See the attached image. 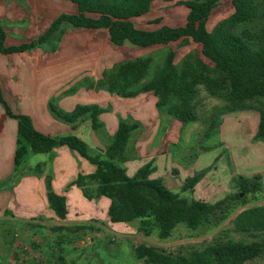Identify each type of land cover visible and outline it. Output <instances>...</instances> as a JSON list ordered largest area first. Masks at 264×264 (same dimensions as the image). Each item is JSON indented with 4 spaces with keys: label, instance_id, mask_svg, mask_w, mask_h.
Instances as JSON below:
<instances>
[{
    "label": "rangeland",
    "instance_id": "obj_1",
    "mask_svg": "<svg viewBox=\"0 0 264 264\" xmlns=\"http://www.w3.org/2000/svg\"><path fill=\"white\" fill-rule=\"evenodd\" d=\"M255 3V15L239 24L235 32L258 31L264 26V0H255ZM235 11L233 0H220L212 10L208 29L214 30ZM187 14L188 8L184 4L158 0L150 12L134 22L137 27L150 30L162 25L176 27L186 23ZM160 17L162 20L156 22ZM63 28L66 40L63 44L72 40L80 45V52L76 54L78 75L91 70L97 74L105 70L110 72L116 61L143 56L150 60V73L145 79L148 81L161 70L167 53L174 49L178 69L186 61L198 63L200 60L205 65H199L201 72L214 78L217 76L211 70V61L203 57L198 43L177 41L169 45L139 47L126 42L124 46H115L106 29L77 31L70 24ZM79 79L75 89L90 85V80ZM102 81L103 78L93 81L98 82V90L106 87ZM146 94L156 97L157 104L158 97L154 93ZM194 105L197 119L188 124H182L159 108L158 127L151 126V122L147 125L137 123L136 119L128 117L127 121L138 126L132 132L121 165L133 177L142 166L152 163V178H163L173 192L189 201L202 200L214 205V213L200 226L193 229L181 224L169 236L162 237L156 230L151 233L139 230V221L112 222L108 214L111 199L105 197L101 204L97 184L92 183L86 191L82 190L89 202L80 208L72 207L74 202L70 203L66 219L43 214V206L31 220L0 219V264H147L137 256V247L147 246L164 254L189 257L213 244L228 241L262 242L261 254L244 264H264V235L242 232L235 221L243 209L264 203V140L257 137L264 98L233 101L212 92L205 83H199ZM94 136L90 137L95 140L97 136ZM111 141L112 138L102 151ZM49 158L47 154H32L27 158L25 168L35 167L37 161ZM15 175L12 172L11 177ZM239 175L248 179L261 176L262 199L252 201V194L241 190ZM194 176H199L198 181L193 188H186L188 180ZM10 185L6 183L5 186ZM236 194L241 198L235 199ZM9 212L12 214L11 210Z\"/></svg>",
    "mask_w": 264,
    "mask_h": 264
},
{
    "label": "trees",
    "instance_id": "obj_2",
    "mask_svg": "<svg viewBox=\"0 0 264 264\" xmlns=\"http://www.w3.org/2000/svg\"><path fill=\"white\" fill-rule=\"evenodd\" d=\"M69 1L76 4V13L58 15L39 37L18 45L6 44L7 33L0 21V52H25L43 45L53 49L65 32V24L76 28H106L113 44L117 46H123L126 42L139 47L169 45L177 41L194 42L201 45L203 57L213 64L211 70L216 73L215 78L200 71L199 65L205 66L200 60L198 63L186 61L178 69L175 63L176 51L171 49L161 70L150 80L145 81L150 73V60L148 57L139 56L115 64V69L110 72L105 70L102 84L111 93L122 97L152 92L158 97L157 107L182 124L197 119L194 99L199 83H205L212 92L233 101L264 98V26L258 31H234L239 24L255 15V0H233L236 5L234 15L212 31L208 29V20L220 0H162L184 4L188 8L186 23L176 27L162 25L152 30L139 28L134 21L150 12L153 3L158 0ZM161 20L160 17L155 21ZM0 103L6 113L18 121L17 149L14 156L17 175L8 182L11 185L23 174L42 176L45 173L47 160L37 161L35 167L25 168L24 164L30 155L51 156L55 148L65 145L95 165L93 173L79 174L72 185L86 191L89 184H97V197L111 199L108 214L112 222L139 221V230L147 233L156 230L160 236L167 237L178 225L183 224L194 229L214 213V205L202 200L189 201L173 192L163 178H152V163L142 166L133 177L127 174L121 163L126 158L128 142L138 126L136 123L121 120L106 149L91 153L86 141L76 135L53 136L38 130L28 114L13 111L1 86ZM49 109L55 118L71 124L74 128L85 117H90L94 129L101 127L98 117L104 111L98 104H80L66 112L53 100L49 102ZM257 137L264 140V112L260 114ZM238 177L239 187L252 194V201L262 199L261 176L256 175L252 179L242 175ZM198 178L199 176L190 178L186 188H193ZM45 180L49 207L60 219H66L69 214L66 196L54 190L50 174L46 175ZM6 183L0 184V187ZM240 198V194L235 195V199ZM6 213H10L9 210ZM235 221L242 232H258L264 235V203L243 209ZM262 247V242L228 241L213 244L203 252L189 257L164 254L147 246L137 247L136 252L139 259L147 264H244L260 255Z\"/></svg>",
    "mask_w": 264,
    "mask_h": 264
},
{
    "label": "crops",
    "instance_id": "obj_3",
    "mask_svg": "<svg viewBox=\"0 0 264 264\" xmlns=\"http://www.w3.org/2000/svg\"><path fill=\"white\" fill-rule=\"evenodd\" d=\"M77 11L76 4L69 0H0V21L7 33L6 44L31 41L45 32L58 15ZM71 28L77 31L88 29ZM106 30L111 40L110 32ZM63 36L53 49L43 45L25 52H0V86L13 111L28 114L35 127L46 134L80 137L91 152H102L104 145L113 139L120 121L128 117H133L137 123L147 125L151 122V126L158 127L156 97L146 93L122 97L111 93L107 87L98 90V82L93 81L102 79L103 71L97 74L91 70L78 75L76 54L80 52L79 42L68 40V44H63L66 41ZM80 77L90 80V85L75 89ZM50 100L66 112L80 104H98L104 109L98 117L101 127L94 129L90 117H85L75 128L58 120L50 112ZM92 135L97 136L95 140L90 137ZM17 140L18 121L9 116L0 103V184H5L15 172ZM45 168L47 171L42 176L25 174L7 188L0 187V219L31 220L42 206L43 214L56 215L48 203L45 180L48 174H51L54 190L66 196L68 208L72 202V207L86 206L89 199L83 194V188L72 183L79 174L93 173L95 165L64 145L54 149ZM104 198H99L101 204ZM105 204L108 205V200ZM6 210H11L12 214L7 215Z\"/></svg>",
    "mask_w": 264,
    "mask_h": 264
}]
</instances>
